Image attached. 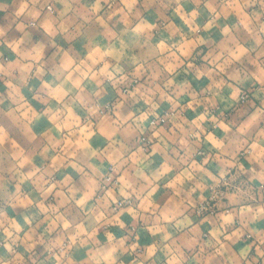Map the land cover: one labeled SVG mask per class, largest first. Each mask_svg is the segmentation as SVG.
I'll return each mask as SVG.
<instances>
[{
    "label": "clouds",
    "instance_id": "obj_1",
    "mask_svg": "<svg viewBox=\"0 0 264 264\" xmlns=\"http://www.w3.org/2000/svg\"><path fill=\"white\" fill-rule=\"evenodd\" d=\"M0 264H264V0H0Z\"/></svg>",
    "mask_w": 264,
    "mask_h": 264
}]
</instances>
